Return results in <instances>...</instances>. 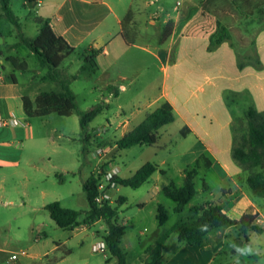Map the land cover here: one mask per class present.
<instances>
[{"label": "crops", "instance_id": "crops-1", "mask_svg": "<svg viewBox=\"0 0 264 264\" xmlns=\"http://www.w3.org/2000/svg\"><path fill=\"white\" fill-rule=\"evenodd\" d=\"M39 1L41 3L34 18L48 19L53 31L74 49L87 42L84 49L88 53L84 51L83 56L99 52L95 58L94 70L88 64H84L85 70H79L76 75L69 74L68 69L61 70L64 74L75 76V80L81 74L106 72L129 48H138L140 44L146 46L142 47L143 51L157 62L156 86L154 92L145 98L144 103L134 98L129 100L128 105L122 103L118 111L124 115L118 116L124 119L119 122L121 134L118 138L136 127L147 114L157 109L163 102H168L173 109V123L178 122L181 126L178 135L183 139H192L195 143L190 149L192 151L194 147L195 152H189L186 165L192 166L202 155L211 163L209 170L202 177L199 202L196 204H203L206 201L219 204L232 221H239L244 215L255 216L252 224L260 229V232L247 230L246 233H242L238 225H229L210 232L199 246H191L186 241L179 240L173 227L186 221L191 215L190 210L186 207L183 213L177 214L179 220L168 227L167 222L160 226L156 216L159 205L166 209L163 205L168 199L162 195V189L171 182L181 186L184 168L180 170L178 164H167L166 160L162 159L158 163H152L157 167L149 177L153 187L146 189L145 192L148 200L155 204L152 214L157 228L145 242L140 241L143 249L141 258L131 262L128 253L121 248L127 255L126 264H148L147 252L149 248L155 246L161 248L160 264H235L236 254L230 244L241 247L250 244L257 250V255L241 257V264H264V243H255L257 240H254V236L264 238V197H256L250 192L245 183L247 173L231 159L233 109L226 100L227 95L231 93L247 94V97L243 96L246 100L244 114L250 104L258 112L264 113V29L257 36L255 44L262 68L255 70L245 67L240 70L237 68L236 55L228 42L209 49V38L215 31V19L203 13L201 5L204 0H181L180 6H176L177 0H130L125 4L123 13H117L115 10L116 1L123 3L122 0ZM98 9L104 10V14L99 15V12H102ZM128 12L131 19L133 18L131 23L134 25V31L137 29L138 33L136 39L129 40L133 42L130 46L121 34V21ZM93 16L96 21L91 22ZM110 16L114 19V26L109 24ZM168 22L172 23V31L161 43L164 27ZM32 25L33 27L29 28L30 35H27L25 25L21 24V31L28 39H33L38 34V26L35 23ZM87 38L89 40L85 41ZM151 45L155 51L149 49ZM21 49H24L22 50L24 55L18 52ZM29 56L33 54L24 45L19 44L18 32L13 29H7L5 32L0 30V117L15 118L19 121L16 126L0 127V264H60L66 257L60 256L59 253L64 249V253H70L66 246L68 241L51 237L48 232L49 225L54 233L61 229L50 219L49 214L47 216L43 212H47L45 206L52 202H58L63 208L72 209L63 202H70L73 196L55 197L48 201L50 194L47 181L52 170L58 169L59 166L50 164L47 167L45 161L39 160L38 163L33 159L36 153L25 152L24 144L32 139V135L23 110L22 97L28 96L33 101L40 92H43L41 89L35 90V85H51V90L45 92L60 93L61 89L44 79L46 70L39 67L37 62L32 65L27 62L26 58ZM10 58L25 62L27 70H16L10 63ZM30 73L33 75L32 78L26 77L23 83L19 82L18 75ZM212 80H215L213 84ZM205 83L211 85L209 90L204 88ZM104 89L108 95L115 94L113 99H118L129 92V86L125 84L119 86L108 84ZM109 96L103 97L106 101L101 102L102 105L111 103L112 97ZM110 106H103V109ZM131 120H139L137 121L139 123L132 125ZM165 127L158 131V143L164 140V136L172 137ZM181 131H184V136L180 134ZM142 146L156 145L137 147ZM156 147L160 151H168L164 142ZM122 150L127 149H120V152ZM94 169L93 164L86 180ZM174 169L175 172L172 171ZM109 170L115 176H119L116 166ZM33 185L36 190L31 191ZM114 186L118 188L119 185ZM119 196L121 201L118 204L117 221L119 208L126 206L128 202L124 196ZM113 201V205H116L117 201ZM144 205V202L139 204L141 210ZM174 206L175 204L170 209L172 213ZM166 210L169 218L170 212ZM88 211L89 207L84 213L85 219ZM79 218L80 216L77 219V226L68 230L72 235L87 232L86 223L82 227L79 226ZM126 223L127 219H124L120 224L124 226L125 234ZM88 225L95 228L90 233L91 237L97 239V242L104 240L107 226L103 220L88 221ZM8 234L10 236H7ZM22 250L27 254L11 259L12 254ZM104 257L106 263L115 264L116 259L110 256L108 249Z\"/></svg>", "mask_w": 264, "mask_h": 264}, {"label": "trees", "instance_id": "trees-1", "mask_svg": "<svg viewBox=\"0 0 264 264\" xmlns=\"http://www.w3.org/2000/svg\"><path fill=\"white\" fill-rule=\"evenodd\" d=\"M10 1L0 0L1 14L17 29L19 44L24 45L33 54L39 67L46 70L44 79L53 82L61 89L60 93L40 92L33 101L28 96H23L22 104L25 115L28 118H34L50 114L63 117L77 114L81 134H85L89 124L101 113L102 106L98 104L88 111H80L77 107L75 95L70 89V83L75 79V76L64 74L59 69L60 65L71 57L74 48L53 31L48 19L41 17L33 19V22L38 26L36 37L33 39L24 37L19 18L13 13ZM36 2L37 0H25L24 5L34 8ZM201 7L203 13L215 19V31L209 38V49L228 42L236 55L238 69L251 67L260 70L262 62L255 44L264 25L244 31L239 24L254 17L257 11L264 7V0H204ZM130 23L131 15L128 12L121 21V34L129 46L133 45L126 34V26ZM171 31L172 23L168 22L164 27L161 43L167 39ZM85 52L88 53V51ZM98 54L99 52H92L89 55H84V64H88L94 70L96 68L95 58ZM10 63L16 70H27L25 62L10 58ZM80 70L84 71L85 65H82ZM234 96L247 97V94H228L226 100L229 105L233 102ZM232 116L231 159L242 171L247 173L245 183L250 192L256 197H264V113L258 112L250 104L245 111L244 119L236 117L234 114ZM173 121L172 106L168 102H163L157 109L147 114L141 123L123 135L116 145L119 149H129L139 145L155 146L159 141V129ZM180 134L185 135L184 131H181ZM210 166L211 163L207 157L202 155L192 166L184 170L181 186H176L171 182L162 189V195L175 204L174 213H183L193 200L197 194L196 179L199 177V182L202 183V177ZM156 170V165L146 163L131 177L114 176L112 182L122 187L138 189ZM96 182L95 176L91 175L82 185L89 205L87 219L89 222L104 221L107 226V235L104 241L110 256L116 259L115 264H126L127 255L120 247L125 228L117 222V209L120 201H117L116 205H97L95 202V197L98 194ZM45 210L55 225L62 230H72L76 227L77 219L81 215L80 211L63 208L58 202L47 204ZM189 210L191 215L186 221L175 225L173 230L177 233L179 240L186 241L191 246L201 245L210 232L229 225H238L242 233H246L247 230L260 232V229L252 224L255 216L244 215L239 221H232L225 214L223 207L212 201L194 204ZM156 217L158 224L164 225L168 219L167 210L159 205ZM147 255L149 257L148 264H160L161 248L159 246L149 248Z\"/></svg>", "mask_w": 264, "mask_h": 264}, {"label": "rangeland", "instance_id": "rangeland-1", "mask_svg": "<svg viewBox=\"0 0 264 264\" xmlns=\"http://www.w3.org/2000/svg\"><path fill=\"white\" fill-rule=\"evenodd\" d=\"M25 0H11L10 7L16 17L22 25L26 27L27 35H30V30L34 24L31 21L36 15L38 6H25ZM123 3L116 1V12L123 13L124 6L130 0H122ZM99 10V9H98ZM101 11V10H99ZM99 12V15L104 14V10ZM98 16V14L96 15ZM110 26H114L113 17H109ZM133 19V18H132ZM131 19V20H132ZM91 22L96 21L95 17L90 20ZM264 25V7L257 11L254 17L243 21L239 26L244 30L248 31L253 28ZM7 29H13L17 33V29L9 23L0 12V30L5 32ZM29 30V31H28ZM126 34L129 40L136 39L138 33L137 29L134 31L133 23L126 26ZM89 38H87L88 41ZM82 44L79 48L74 49L71 57L66 59L59 67L60 71L68 69L69 74L76 75L80 67L84 65L83 53L84 45ZM142 47H146L143 44L137 47H131L126 53H124L119 61L106 72H96L91 74H81L76 80H72L70 89L73 91L76 104L80 111H88L96 105L110 106L108 109L103 111L89 124L88 130L85 134H81L79 121L77 114H73L68 117L58 116L56 114H50L44 117H34L26 119L29 132L32 135V139L28 140L24 145L25 152H34L36 157L33 159L38 162L45 161L47 167L51 165L59 166L58 169L52 170L49 180L47 181V187L49 189L50 196L48 201H52L55 197H70L73 199L70 202H63L64 205L74 210L80 211L81 215L79 218V226L82 227L84 223L88 226L87 232H78L72 235L68 230H60L59 232H52L51 226L49 225L48 232L54 239L60 241H68L66 246L70 253H64L65 249L62 250L59 255H65L66 259L60 264H108L105 262L103 253H94L92 251V245L97 242V239L91 237L90 233L95 230L93 227H89L88 219H85L84 213L89 207L86 200L85 194L83 193L82 185L89 174L92 165L94 164V172L92 175H96L99 172H106L110 168L117 167L119 172L118 175L122 178L132 176L139 168L146 163H158L162 159H165L167 164L174 165L178 164V168L184 170L188 167L187 156L189 152L194 153L195 148L194 141L192 139H183L178 135L181 126L178 122L166 125V129L172 135V137L164 136V140L158 143L156 146L164 142L167 145L168 151H160L155 147H131L127 150H122L117 147L116 143L118 137L121 134V125L119 122L124 118H119L124 114L118 111L122 103L129 104V100H139L140 103L145 102V98L148 94L154 92L156 86V79L158 77V66L155 59L143 51ZM154 46H150L151 51ZM22 50H18L20 54L24 53ZM29 64L36 63L33 56L26 58ZM20 83L26 80V77L32 78V73L25 75H18ZM215 80L211 81L213 84ZM116 85L125 84L129 86V92L127 95H123L118 99H113L115 94L113 92L111 103L101 104L106 101L109 96L107 91L104 89L105 85ZM35 90L41 89L42 91L51 90V85L41 84L35 85ZM206 90L211 88L210 84H203ZM156 91V90H155ZM109 96V98H110ZM233 102L231 103L233 114L236 117L244 119V108L246 107V100L243 97L234 96ZM130 110V109H129ZM132 110V109H131ZM123 112V110H122ZM117 113V115H116ZM120 115V116H118ZM131 120L132 125L139 123V120ZM137 125V124H136ZM86 138V139H85ZM106 149V155H99L98 150ZM1 149V146H0ZM18 150V148H16ZM185 154V155H184ZM184 155V156H183ZM94 156V157H93ZM50 162H47V161ZM39 163V162H38ZM182 163V164H181ZM91 164V166H90ZM191 165H189L190 167ZM174 167V166H172ZM166 169L167 167L164 166ZM63 169V170H61ZM178 169V170H179ZM175 172V169L172 170ZM172 172V173H173ZM184 173V172H183ZM57 175V177H55ZM183 178V176H182ZM181 178V179H182ZM197 194L193 200L187 205V209L193 204L199 202V193L201 189V183L199 177L196 179ZM211 180V179H210ZM177 183H179L177 181ZM46 187V186H45ZM153 187L152 181H147L139 189H131L129 187L122 186H108L106 193L111 197L112 200L121 201L119 195L124 196L128 199L126 206L119 208L118 223L121 224L122 220L127 219L126 234L123 237L121 248L125 250L130 256L131 262L135 261L136 258H141L143 255V249L140 246V241L145 242L147 237L157 228L153 210L155 208L154 202H150L146 197V189ZM117 188V192L116 189ZM31 191L36 190L35 186H31ZM150 194H152L149 191ZM119 194V195H118ZM262 200V199H261ZM145 203L142 210L139 207L140 203ZM113 205V204H111ZM171 201H166L163 205L169 210V218L166 223L168 227L179 220V215L171 212L173 207ZM47 215V212H43ZM48 216V215H47ZM189 215H187L188 217ZM142 232V236H140ZM89 237L86 238V236ZM7 236H10L8 234ZM255 243H264L263 236H254ZM129 261V262H130Z\"/></svg>", "mask_w": 264, "mask_h": 264}, {"label": "built area", "instance_id": "built-area-1", "mask_svg": "<svg viewBox=\"0 0 264 264\" xmlns=\"http://www.w3.org/2000/svg\"><path fill=\"white\" fill-rule=\"evenodd\" d=\"M40 1L37 0L35 6H40ZM181 0L176 1V6H180ZM0 67H1V61H0ZM19 124V121L15 118H1L0 117V127H9V126H16ZM99 155H106L107 150L102 148L97 151ZM115 176V174L108 170L106 172H97L95 175V178L97 179L96 186L98 190V194L95 197V202L97 205H111L114 204V201L111 199V197L106 193V190H108V186H114L115 183L112 182V178ZM107 249L106 243L104 240H99L98 242L94 243L92 245V251L94 253H105ZM27 252L25 250L19 251L17 253L12 254L11 259H16L19 255H26Z\"/></svg>", "mask_w": 264, "mask_h": 264}, {"label": "clouds", "instance_id": "clouds-1", "mask_svg": "<svg viewBox=\"0 0 264 264\" xmlns=\"http://www.w3.org/2000/svg\"><path fill=\"white\" fill-rule=\"evenodd\" d=\"M230 247L233 248L235 252V264H241V257L247 258L250 256L257 255V250L250 244L244 246H238L236 244H230Z\"/></svg>", "mask_w": 264, "mask_h": 264}]
</instances>
